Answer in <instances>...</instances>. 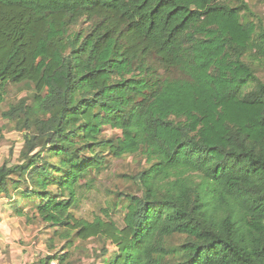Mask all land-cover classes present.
Listing matches in <instances>:
<instances>
[{
	"label": "trees",
	"instance_id": "trees-1",
	"mask_svg": "<svg viewBox=\"0 0 264 264\" xmlns=\"http://www.w3.org/2000/svg\"><path fill=\"white\" fill-rule=\"evenodd\" d=\"M239 4L0 0V104L34 87L2 114L24 147L0 198L14 193L19 217L30 203L65 249L109 243L103 264H264V25ZM138 153L151 167L122 227L76 218L81 182Z\"/></svg>",
	"mask_w": 264,
	"mask_h": 264
},
{
	"label": "rangeland",
	"instance_id": "rangeland-1",
	"mask_svg": "<svg viewBox=\"0 0 264 264\" xmlns=\"http://www.w3.org/2000/svg\"><path fill=\"white\" fill-rule=\"evenodd\" d=\"M239 6V0H220ZM252 9L256 19L264 25V0H242ZM259 76L264 80V69H258ZM176 76V73H171ZM34 87L30 84L7 87L4 102L0 104V167L21 163L20 155L24 147V133L16 131L14 122L2 117L11 106L30 99ZM121 132L104 128L100 140H117ZM151 166L142 153L115 159L107 156L105 166L94 171L81 183L77 192V205L73 210L76 218L92 222L96 217H104L108 211L119 227L123 225L127 196H141V185L136 178ZM10 199L0 198V264H47L55 255H68L63 264H103V250H113L112 246L100 239L75 241L72 248L65 249L67 241L54 236V228L46 224L36 215V209L30 203H19L24 207V217L14 214V206L18 197L12 193ZM180 238H171L168 245H178ZM106 258V257H105ZM58 262V261H57Z\"/></svg>",
	"mask_w": 264,
	"mask_h": 264
},
{
	"label": "built area",
	"instance_id": "built-area-1",
	"mask_svg": "<svg viewBox=\"0 0 264 264\" xmlns=\"http://www.w3.org/2000/svg\"><path fill=\"white\" fill-rule=\"evenodd\" d=\"M49 264H58L57 261H51Z\"/></svg>",
	"mask_w": 264,
	"mask_h": 264
}]
</instances>
